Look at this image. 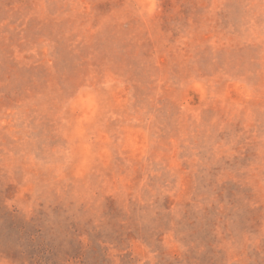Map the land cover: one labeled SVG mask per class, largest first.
Masks as SVG:
<instances>
[{
  "label": "rangeland",
  "instance_id": "obj_1",
  "mask_svg": "<svg viewBox=\"0 0 264 264\" xmlns=\"http://www.w3.org/2000/svg\"><path fill=\"white\" fill-rule=\"evenodd\" d=\"M0 264H264V0H0Z\"/></svg>",
  "mask_w": 264,
  "mask_h": 264
}]
</instances>
